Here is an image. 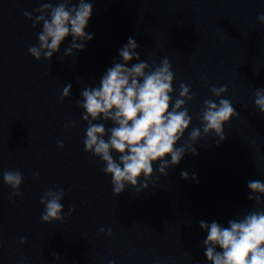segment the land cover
Segmentation results:
<instances>
[{
  "label": "water",
  "instance_id": "obj_1",
  "mask_svg": "<svg viewBox=\"0 0 264 264\" xmlns=\"http://www.w3.org/2000/svg\"><path fill=\"white\" fill-rule=\"evenodd\" d=\"M45 2L57 0H0V264H209L199 222L227 227L255 208L248 181L264 182V115L254 106L255 90L264 89V0H91L85 31L93 39L85 50L64 56L68 36L51 61H37L28 49L38 44L42 24L33 27L23 13L35 16ZM129 37L141 60L171 62L173 101L181 83L196 94L177 147L201 127L204 100L218 103L211 86H227L221 98L238 116L218 145L214 135L202 136L199 155L186 153L167 176L156 171L147 190L127 186L115 196L104 163L84 150L87 124L76 101L121 60ZM69 83L71 96L62 100ZM7 170L23 176L11 202ZM182 171L198 181L182 179ZM49 189L65 193L62 221L41 220L40 198Z\"/></svg>",
  "mask_w": 264,
  "mask_h": 264
},
{
  "label": "clouds",
  "instance_id": "obj_2",
  "mask_svg": "<svg viewBox=\"0 0 264 264\" xmlns=\"http://www.w3.org/2000/svg\"><path fill=\"white\" fill-rule=\"evenodd\" d=\"M33 12L35 16L27 11L23 15L33 20V27L42 24V30L37 33L38 44L28 49L37 61L42 57L51 61L68 36L72 40L64 56L84 51L86 42L93 39V34L85 31L93 12L91 0H75V3L57 0L55 5L45 2ZM258 20L264 23V14L258 15ZM139 47L136 40L129 37L118 50L122 62L114 59L99 84L83 88L81 99L76 101L83 110L82 120L87 124L84 150L104 163L102 171L111 176L115 196L123 193L127 186L138 193L147 190V181L156 171L167 176V170L179 165L186 153L199 155L195 145L202 136L214 135L218 145L226 139L224 126L238 116L231 100L221 98L228 91L227 86H211L210 92L218 98V103L212 99L204 100L199 113L201 127L192 128L187 140L177 147L191 125L192 117L186 105L196 94L190 85L181 83L173 101L175 73L171 62L164 58L158 65L155 62L149 64L141 60L136 51ZM133 60L137 62L129 67ZM71 90V83L65 85L61 99L70 98ZM254 106L264 115V89L255 90ZM101 120L103 123H95ZM109 122L112 126L106 127ZM63 146L62 142L58 143V147ZM180 175L184 180L198 181L195 173L189 177L188 172L182 171ZM2 179L13 190L8 197L10 202L21 195L23 176L19 170L4 171ZM247 187L250 189L248 200L255 205L253 210L240 218L230 219L227 227L217 221L199 222L200 228L207 232L203 247L209 264H264V182L250 180ZM64 195L63 190L49 189L44 193L40 198V203L45 206L42 222L64 219L61 203ZM100 231L105 230L101 228ZM106 235L111 237V230ZM25 242L21 237L20 243ZM109 264L114 262L109 261Z\"/></svg>",
  "mask_w": 264,
  "mask_h": 264
}]
</instances>
